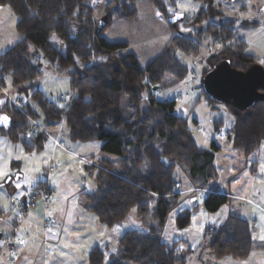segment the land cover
Returning a JSON list of instances; mask_svg holds the SVG:
<instances>
[{
	"label": "trees",
	"instance_id": "16d2710c",
	"mask_svg": "<svg viewBox=\"0 0 264 264\" xmlns=\"http://www.w3.org/2000/svg\"><path fill=\"white\" fill-rule=\"evenodd\" d=\"M136 0H0V7H9L17 17L16 32L22 37L0 54V87L10 78L13 87L37 79L41 75L37 57L48 56L57 69H69L76 64L81 70L68 73L73 94L60 107L43 98L39 90H32L42 115L43 126H55L62 120L72 142L99 141L101 151L111 155L94 165L96 190L81 193L80 206L94 214L107 226L120 223L132 208L144 221L149 203L154 202L152 220L163 227L170 212L182 202L185 194H206L203 207L209 213L218 212L230 199L215 187L218 178L214 164L215 143L211 149L198 146L192 136L188 121L175 112V101H158L151 87L159 86L166 75L173 83L184 80L188 68L174 55L178 49L186 55H197L194 37L201 40H217L221 47L206 58V75L215 65L228 61L236 71H246L260 65L258 58L245 53L246 45L233 31L234 23L223 21L218 25L199 27L192 35L172 37L162 51L141 68L131 53L118 54L127 48L126 43H108L101 34L116 18L136 16ZM156 9V16L167 22L165 1L149 0ZM204 6L197 14L181 22L187 26H199L203 22L222 16L214 0H199ZM103 6L99 19L93 17L94 8ZM159 13V15H157ZM255 24L245 23L249 27ZM178 29V27H177ZM55 36L65 47L63 54L56 53L50 42ZM98 57L105 62L91 64ZM261 66V65H260ZM20 91L26 92L22 88ZM202 92H205L201 88ZM264 93V90H260ZM213 104L214 101L205 95ZM22 112L9 101L0 107L11 124L0 129L9 139L24 145L30 138L40 150L45 135L39 132L31 120L40 119L38 113L23 105ZM218 131L221 121L214 123ZM228 139L234 149L252 154L264 142V101H256L247 109H236ZM180 167L189 187L181 189L174 171ZM37 187L46 188L39 183ZM190 190L189 192H186ZM191 211L181 210L175 217L177 229L190 224ZM252 226L235 213L211 229L204 245L217 259L246 260L254 251H264V242L252 238ZM178 242L170 246L163 243L153 229L148 232L128 231L118 240V251L108 256L94 247L88 253V264H186L191 254L188 248L180 253Z\"/></svg>",
	"mask_w": 264,
	"mask_h": 264
},
{
	"label": "rangeland",
	"instance_id": "374dc122",
	"mask_svg": "<svg viewBox=\"0 0 264 264\" xmlns=\"http://www.w3.org/2000/svg\"><path fill=\"white\" fill-rule=\"evenodd\" d=\"M214 4L220 7L221 17L194 27L180 22L178 30L171 31L164 21L157 18L156 9L149 0H136V16L114 19L101 36L108 43H126L127 48L118 54H133L138 65L145 68L175 35H195L199 27L231 21L234 23L236 37L246 45L245 53L258 58L259 64L264 68V0H214ZM165 6L170 17L181 14L190 18L204 5L199 0H168L165 1ZM102 10L103 6L94 8L93 17L99 19ZM16 20L17 17L9 7L2 8L0 52L21 40L22 37L15 30ZM245 23L255 25L245 27ZM193 38L198 46L197 55H186L178 49L174 50L176 58L188 68L186 78L173 83L169 75H166L159 86L150 89L158 101H175V112L188 121L198 146L210 150L211 143L215 142L218 147L215 152L218 171L215 185L222 190L240 194L249 202L244 200L226 204L218 212L209 213L203 207L202 194H185L181 204L170 212L163 227L151 218L153 201L149 203L144 221L138 216L136 209L132 208L120 223L112 227L101 224L94 214L80 206L79 198L81 193L96 190L95 172L87 166H95L99 160L111 158V155L101 151L102 143L99 141L72 142L63 120L54 127L43 126L39 104L31 96L33 89L39 90L48 102L64 106L73 94L68 73L81 70L83 66L77 63L69 69H57L56 64L50 63L48 56L39 54L37 63L41 75L37 79L20 87H13L10 78H6L4 85L0 87V101L7 98L19 111L22 112L23 105H28L39 114L40 119L34 122L39 126L37 130L45 135L40 150L34 147L32 139L27 138L25 141L33 147L27 151L23 143H14L5 134H0V174L7 173L5 177L0 175V210L3 211V215H0V227L1 233L7 236L0 240V264H88V253L94 247L105 252L107 261L109 255L117 253L118 240L124 233L148 232L150 229L166 245L178 242L177 249L180 253L189 247L194 249V254L187 257L186 264H264V251H254L246 260H233L217 259L204 248L208 232L221 225L232 211H238L239 216L251 224L254 240L264 242L260 239L264 235V142L258 152H255L257 155L242 152L246 158L238 156L241 155L240 150L234 149L228 139L237 108L217 102L210 104L205 98L208 95L204 85L205 60L221 45L211 38ZM50 42L56 53L64 55L65 47L57 37L51 36ZM106 59L107 57H98L91 64L102 63ZM22 88L27 91H20ZM29 120L33 121L31 118ZM218 120L221 125L215 131L214 123ZM252 155H255L257 162L254 167L248 166L251 168L249 174L252 176V186L248 183L246 187L243 186V178L236 189H233L230 181L232 167L237 168ZM174 177L181 183V189L189 187L183 170L178 166ZM39 183L45 184L50 191L49 199L46 202L37 199L34 207L22 215L13 204V199L20 198L21 189H34ZM185 209L191 211L190 224L184 229H177L175 217ZM46 219L51 221L48 230L44 225ZM10 226L15 228L14 231ZM48 236L53 239L47 240ZM21 238L27 240L26 245L20 244ZM6 241L7 245L4 246Z\"/></svg>",
	"mask_w": 264,
	"mask_h": 264
},
{
	"label": "water",
	"instance_id": "95a60500",
	"mask_svg": "<svg viewBox=\"0 0 264 264\" xmlns=\"http://www.w3.org/2000/svg\"><path fill=\"white\" fill-rule=\"evenodd\" d=\"M184 16L174 15L167 22L177 31L178 23ZM208 96L217 103L231 105L243 110L250 108L256 101H264V68L260 65L248 68L246 71H236L230 67L228 61L215 65L206 75L204 80ZM6 99L3 100V103ZM8 117L0 113V117ZM11 124L8 117L7 123L0 120V127L7 130ZM206 198V194L202 195Z\"/></svg>",
	"mask_w": 264,
	"mask_h": 264
},
{
	"label": "crops",
	"instance_id": "0c3cea01",
	"mask_svg": "<svg viewBox=\"0 0 264 264\" xmlns=\"http://www.w3.org/2000/svg\"><path fill=\"white\" fill-rule=\"evenodd\" d=\"M2 8L3 7H0V11L2 10ZM156 14V13H155ZM163 22V21H162ZM16 23V22H15ZM3 51V50H2ZM6 51V50H5ZM1 53H3V52H0V54ZM51 127H54V126H51ZM0 129H3L2 127H0ZM1 134V133H0ZM215 143V142H214ZM215 146H216V144H215ZM261 146V145H260ZM217 147V146H216ZM218 148V147H217ZM260 148V147H259ZM259 148H258V150H259ZM205 149V148H204ZM258 150L257 151H255V152H258ZM240 152V154L241 155H238V156H242V158H246L244 155H243V153H242V151L240 150L239 151ZM254 152V154H256L257 155V153H255ZM259 154V153H258ZM255 158V155H252L250 158H248V159H246L245 161H244V163H240V165L237 167V168H233L232 167V169H231V177H230V181H231V183H232V185L234 186L233 187V189H236V187L240 184V182L242 181V179L244 178V181H243V186H247V183L249 184V186H252V184L250 183L251 182V179L250 178H252V176H251V174H249L250 172H251V168H248V166H250V167H254L255 165H256V163L257 162H255L256 161V159H254ZM214 164H215V153H214ZM215 167H216V165H215ZM248 168V169H247ZM217 170V169H216ZM217 174H218V171H217ZM5 177V176H4ZM218 179V178H217ZM215 183H216V181H215ZM263 184V183H262ZM215 185V184H214ZM215 187H217V190L219 191V193H221V194H223V195H225V196H227L229 199H230V202L228 203V204H233V203H237V202H239V201H248L249 202V200H247V199H245L243 196H241L240 194H235V193H233V192H228V191H226V190H222L219 186H217V185H215ZM49 188V187H48ZM232 189V188H231ZM190 190H187L186 192H189ZM197 193H199V194H202L203 195V193L202 192H197ZM251 202V201H250ZM3 211L2 210H0V215H3V213H2ZM232 213H235L236 215H238L239 216V213H238V211H232ZM240 218H241V216H239ZM25 219H26V216L24 217V220H23V222L25 221ZM243 219V218H242ZM246 220V219H245ZM22 222V223H23ZM14 226V225H13ZM13 226H10V229H12L13 231H14V229L15 228H13ZM2 232V228L0 227V240H2L3 238H6L7 236L5 235V234H3V233H1ZM53 234V237H54V235H55V232L54 233H52ZM50 238H52V236H48L47 237V240L48 239H50ZM53 239V238H52ZM19 241H20V244L21 245H26V243H27V240H24V238L22 239H19ZM21 241H22V243H21ZM263 242V241H262ZM190 248V247H189ZM191 249V248H190ZM192 254H194V249H191V254L190 255H192Z\"/></svg>",
	"mask_w": 264,
	"mask_h": 264
},
{
	"label": "built area",
	"instance_id": "2783aa9c",
	"mask_svg": "<svg viewBox=\"0 0 264 264\" xmlns=\"http://www.w3.org/2000/svg\"><path fill=\"white\" fill-rule=\"evenodd\" d=\"M6 100H7V98H6ZM31 122L36 129L37 128L39 129V126L37 124H35V122H33V121H31ZM49 197H50V191L46 188H40V187H36L34 189L23 188L20 191V198L13 199L12 202L14 205L17 206L19 213H21L23 215V213H25L28 209L34 207L37 199H41L44 202H46L49 199ZM44 225H45L47 230L50 229L51 221L49 219H46L44 221ZM6 245H7V241L4 242V246H6Z\"/></svg>",
	"mask_w": 264,
	"mask_h": 264
},
{
	"label": "snow or ice",
	"instance_id": "6c2138e0",
	"mask_svg": "<svg viewBox=\"0 0 264 264\" xmlns=\"http://www.w3.org/2000/svg\"><path fill=\"white\" fill-rule=\"evenodd\" d=\"M157 15H159V13H157ZM0 103H2V101H0ZM0 120H3L5 123H7V121H8V117H0ZM262 170H264V166H262ZM0 175H4V176H6L7 175V173H2V174H0ZM17 187H19V185H17ZM260 239L261 240H264V235H262L261 237H260ZM21 243H22V241H21Z\"/></svg>",
	"mask_w": 264,
	"mask_h": 264
},
{
	"label": "flooded vegetation",
	"instance_id": "af4514ba",
	"mask_svg": "<svg viewBox=\"0 0 264 264\" xmlns=\"http://www.w3.org/2000/svg\"><path fill=\"white\" fill-rule=\"evenodd\" d=\"M2 103H3V100H2ZM2 103L0 104V106L3 105Z\"/></svg>",
	"mask_w": 264,
	"mask_h": 264
}]
</instances>
